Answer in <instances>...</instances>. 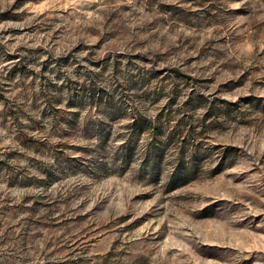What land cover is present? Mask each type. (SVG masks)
I'll return each instance as SVG.
<instances>
[{
	"label": "rangeland",
	"instance_id": "1",
	"mask_svg": "<svg viewBox=\"0 0 264 264\" xmlns=\"http://www.w3.org/2000/svg\"><path fill=\"white\" fill-rule=\"evenodd\" d=\"M0 264H264V0H0Z\"/></svg>",
	"mask_w": 264,
	"mask_h": 264
}]
</instances>
